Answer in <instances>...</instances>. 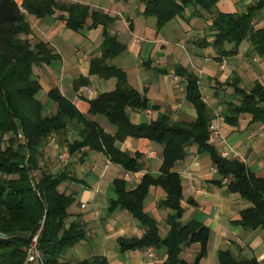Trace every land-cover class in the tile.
I'll use <instances>...</instances> for the list:
<instances>
[{
    "label": "trees",
    "instance_id": "obj_1",
    "mask_svg": "<svg viewBox=\"0 0 264 264\" xmlns=\"http://www.w3.org/2000/svg\"><path fill=\"white\" fill-rule=\"evenodd\" d=\"M144 4V16L155 17L156 27L161 29L169 21L183 16L192 6L213 12L220 0H140ZM264 7V0L251 4L242 13L216 12L211 29L215 31L213 45L221 55L236 54L241 43L248 40L252 51L264 56V27L255 28L254 18ZM29 15L38 18L56 15L72 30L103 26L104 41L101 56L92 60L91 72L104 79L115 77L116 88L98 95L89 102L88 114L81 112L57 88L49 92L56 102L54 114H48L36 95L40 83L34 76L36 64L50 63L58 58L49 44L39 40L32 44V28ZM89 20L91 21L89 23ZM116 17L100 9H91L81 2L65 0H0V264H25L32 236L39 230L40 264H111L105 256L94 255L70 262L62 256L86 237L78 222L66 225L69 207L75 196L60 189L70 174L62 171L53 174L42 164L44 148L52 135L65 128L78 131L79 139L68 143L70 155L88 149L104 154L111 162L128 172L140 171L144 163L142 155H132L115 146L117 140L127 137L145 138L163 146V161L158 176L146 173L140 182L129 188L125 179L114 181L117 197L111 200L109 211L127 210L144 228L141 237L118 239L121 251L165 249L166 258L154 264H201L207 257L210 228L192 220L183 222V180L174 171L177 161L188 155L195 146L198 152H207L219 178L217 185L228 181V189L251 206L242 210L234 224L244 229H264V177L251 171L238 156L223 157L210 142L209 125L213 120L212 109L203 99L198 77L183 67L177 73L187 80L186 99L193 104L197 118L191 122L174 121L162 115L150 123L134 124L128 108L146 109L148 98L128 83L126 72L108 64L125 46L110 33ZM201 42L200 44H203ZM232 44L230 50L225 44ZM238 81L232 85L238 102L226 101L222 111L223 121L238 126L242 115H249L250 124L264 123V85L255 81L250 89L242 88ZM231 86L230 83H227ZM102 114L116 126L114 134L108 133L90 115ZM24 140L18 138L19 132ZM151 186L164 190L166 198L159 206L169 213L165 219L168 227L165 236L160 234L158 221L145 210V200ZM194 243L200 245L193 261L188 262L182 251ZM220 264H260L254 256L248 258L235 254L231 249L217 253Z\"/></svg>",
    "mask_w": 264,
    "mask_h": 264
},
{
    "label": "crops",
    "instance_id": "obj_2",
    "mask_svg": "<svg viewBox=\"0 0 264 264\" xmlns=\"http://www.w3.org/2000/svg\"><path fill=\"white\" fill-rule=\"evenodd\" d=\"M68 1L81 2L116 17L110 33L125 48L108 60V64L123 69L128 83L149 100L146 109L128 108L127 114L134 124L150 123L162 115L179 122H191L197 118L195 107L186 99L187 80L178 75V67L198 77L200 92L211 109L221 106L223 111L226 101L238 102L232 87L237 81L246 89H250L255 81L264 85V56L255 54L248 40L241 43L236 54L221 55L213 45L215 31L211 29L216 12L242 13L256 0H220L211 13L190 6L183 16L174 18L161 29L156 27L155 17L143 15L144 4L140 0ZM240 3L241 8L238 7ZM261 11L253 20L255 28L264 27V12ZM28 19L32 28L30 38L34 42H47L58 55L50 63L33 67L34 76L41 86L37 99L48 114H54L57 104L49 92L57 88L81 112L88 114L89 102L101 93L114 90L117 83L115 77L104 79L91 72L92 60L101 56L103 26L72 30L56 15L43 18L29 15ZM232 47V44H225L227 50ZM90 118L108 133L114 134L117 130L102 114L90 115ZM250 118L247 114L242 115L238 126L229 125L222 118L219 124L224 141L211 137L210 142L220 152L229 151L230 157L238 156L251 171L264 177V134L259 130L260 124L249 123ZM79 138L78 131L71 127L57 131L44 148V154L47 153L50 159L46 163L42 161L53 174L64 170L69 172L71 178L60 186L62 191L75 196L68 209L66 225L78 222L86 233V237L61 259L77 262L102 255L111 264L163 261L166 258L163 248L121 251L119 238L141 237L145 230L127 210L109 211L111 200L117 197L115 179H125L129 188H134L144 174L158 176L163 146L145 138L117 140L115 146L119 150L142 155L143 168L138 172H128L100 152L83 149L70 155L67 144ZM52 153L57 154L60 160H55ZM63 154H68L66 159L61 157ZM174 171L183 180V222L197 220L210 228L208 254L201 264H220L218 251L228 249L248 258L255 256L260 264H264V229L249 230L233 223L251 204L230 192L227 180L222 185L215 184L219 175L210 155L191 146L188 155L176 162ZM165 198L162 188L151 186L145 200V210L158 221L162 236L168 230L165 219L169 211L159 203ZM199 250L200 245L194 243L184 248L182 256L191 263Z\"/></svg>",
    "mask_w": 264,
    "mask_h": 264
},
{
    "label": "built area",
    "instance_id": "obj_3",
    "mask_svg": "<svg viewBox=\"0 0 264 264\" xmlns=\"http://www.w3.org/2000/svg\"><path fill=\"white\" fill-rule=\"evenodd\" d=\"M222 68H224V66H222ZM174 79L177 80L178 77L174 76ZM87 90L89 92L92 91L91 89H87ZM212 114H213L214 118H213V121L211 122V124L209 125L210 137H214V138L219 137V138H221V140L224 141V138H223V136L221 134V130H220V124H219L220 120L222 119V107L217 106L216 108H212ZM259 130L262 134H264V123H261L259 125ZM18 138H20L22 141L24 140L25 137H24V134L22 131L19 132ZM221 154L223 157H228V158L230 157L229 151H222ZM67 156H68V154L61 155V157L65 158V159L67 158ZM42 226H43V222H42L39 230L32 236L29 245L25 249L26 253H27V258H26L25 264H33L36 262L42 263V252H41L40 247H39V237H40V233L42 231Z\"/></svg>",
    "mask_w": 264,
    "mask_h": 264
},
{
    "label": "rangeland",
    "instance_id": "obj_4",
    "mask_svg": "<svg viewBox=\"0 0 264 264\" xmlns=\"http://www.w3.org/2000/svg\"><path fill=\"white\" fill-rule=\"evenodd\" d=\"M17 1H18L20 4L23 2V0H17ZM65 1H68V0H65ZM257 1H258V0H256L255 2H257ZM240 5H241V3L238 5L239 8H241ZM262 10H263V11H261V12H264V7L262 8ZM244 11H246V9H244ZM259 12H260V11H259ZM30 39H31L32 44L36 43V42H34V41L32 40V38H30ZM45 112L48 113V110L45 109ZM45 147H46V146H45ZM50 151H51V150H50ZM50 151H49V152H50ZM49 155H50V154H49ZM52 155H53L52 157H53L55 160H57V161L60 160L57 154H53V153H52ZM47 156H48V154L45 153V154H44V158H43V162H45V163L48 161V159H50V157H47Z\"/></svg>",
    "mask_w": 264,
    "mask_h": 264
}]
</instances>
